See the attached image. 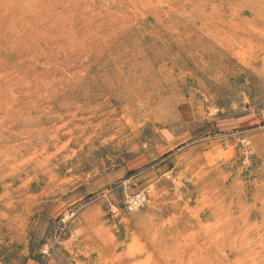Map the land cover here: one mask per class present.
I'll use <instances>...</instances> for the list:
<instances>
[{
	"label": "rangeland",
	"instance_id": "obj_1",
	"mask_svg": "<svg viewBox=\"0 0 264 264\" xmlns=\"http://www.w3.org/2000/svg\"><path fill=\"white\" fill-rule=\"evenodd\" d=\"M45 245L264 264V0H0V264Z\"/></svg>",
	"mask_w": 264,
	"mask_h": 264
},
{
	"label": "built area",
	"instance_id": "obj_2",
	"mask_svg": "<svg viewBox=\"0 0 264 264\" xmlns=\"http://www.w3.org/2000/svg\"><path fill=\"white\" fill-rule=\"evenodd\" d=\"M145 195H146L145 192L137 193L136 195H133L128 201V203L125 205L126 210L128 212H133L135 211V209L138 210L144 207V205L146 204ZM112 211L115 212L113 209ZM73 217H74L73 212L65 213L59 217V225L57 228L58 230L55 238L56 241L54 243L55 246L57 245L61 248L66 247L67 240L74 236L73 235L74 233L69 231L70 223L73 220ZM65 238L68 239L65 240ZM41 256L42 259L44 260L42 264H59L54 261L50 263L51 261H50L49 249L46 245L41 249Z\"/></svg>",
	"mask_w": 264,
	"mask_h": 264
},
{
	"label": "bare ground",
	"instance_id": "obj_3",
	"mask_svg": "<svg viewBox=\"0 0 264 264\" xmlns=\"http://www.w3.org/2000/svg\"><path fill=\"white\" fill-rule=\"evenodd\" d=\"M145 200H146V202H147V194L145 195ZM135 210H137V209H135Z\"/></svg>",
	"mask_w": 264,
	"mask_h": 264
}]
</instances>
